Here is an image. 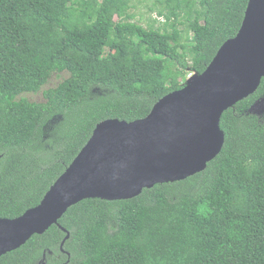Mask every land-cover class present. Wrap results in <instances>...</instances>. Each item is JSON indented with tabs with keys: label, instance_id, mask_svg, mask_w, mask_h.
I'll list each match as a JSON object with an SVG mask.
<instances>
[{
	"label": "trees",
	"instance_id": "trees-1",
	"mask_svg": "<svg viewBox=\"0 0 264 264\" xmlns=\"http://www.w3.org/2000/svg\"><path fill=\"white\" fill-rule=\"evenodd\" d=\"M132 1L0 0V219L40 205L100 123L144 119L203 74L250 0H152L158 28L134 21ZM63 72L45 102L20 98ZM263 94L264 79L223 114L225 145L204 172L84 200L59 221L64 251L55 225L0 264H264V123L250 113Z\"/></svg>",
	"mask_w": 264,
	"mask_h": 264
},
{
	"label": "water",
	"instance_id": "water-1",
	"mask_svg": "<svg viewBox=\"0 0 264 264\" xmlns=\"http://www.w3.org/2000/svg\"><path fill=\"white\" fill-rule=\"evenodd\" d=\"M264 79V0H250L238 35L207 70L161 99L144 119L100 123L40 205L16 219H0V257L59 225L88 199L126 201L156 185L204 172L225 145L223 114L254 95Z\"/></svg>",
	"mask_w": 264,
	"mask_h": 264
},
{
	"label": "rangeland",
	"instance_id": "rangeland-1",
	"mask_svg": "<svg viewBox=\"0 0 264 264\" xmlns=\"http://www.w3.org/2000/svg\"><path fill=\"white\" fill-rule=\"evenodd\" d=\"M129 14L133 16L134 21L141 23L145 27L154 24L156 28L160 27L164 23V19L157 15V9L153 8L152 0H133L132 7L129 10ZM183 30V28L181 27ZM171 64H168L171 70ZM175 67H173L174 69ZM188 75L185 78L184 84L189 83L190 79L196 76L195 73L187 72ZM69 73H54L48 84L38 93H25L20 98L26 99L32 103L45 102L44 91L58 87L62 82L68 79ZM250 113L259 117L260 121L264 123V94L260 100H258L254 106L250 109Z\"/></svg>",
	"mask_w": 264,
	"mask_h": 264
}]
</instances>
